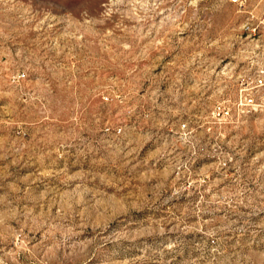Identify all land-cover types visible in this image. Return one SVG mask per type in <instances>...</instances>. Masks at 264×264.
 Instances as JSON below:
<instances>
[{
  "label": "rangeland",
  "instance_id": "rangeland-1",
  "mask_svg": "<svg viewBox=\"0 0 264 264\" xmlns=\"http://www.w3.org/2000/svg\"><path fill=\"white\" fill-rule=\"evenodd\" d=\"M246 16L0 0V264H264V121L212 118Z\"/></svg>",
  "mask_w": 264,
  "mask_h": 264
},
{
  "label": "built area",
  "instance_id": "built-area-1",
  "mask_svg": "<svg viewBox=\"0 0 264 264\" xmlns=\"http://www.w3.org/2000/svg\"><path fill=\"white\" fill-rule=\"evenodd\" d=\"M229 1L247 15L243 29L248 44L243 51L242 70L231 92L214 104L212 118L215 123L228 124L262 111L264 121V0Z\"/></svg>",
  "mask_w": 264,
  "mask_h": 264
},
{
  "label": "bare ground",
  "instance_id": "bare-ground-1",
  "mask_svg": "<svg viewBox=\"0 0 264 264\" xmlns=\"http://www.w3.org/2000/svg\"><path fill=\"white\" fill-rule=\"evenodd\" d=\"M253 115H258L262 118V111H253Z\"/></svg>",
  "mask_w": 264,
  "mask_h": 264
}]
</instances>
